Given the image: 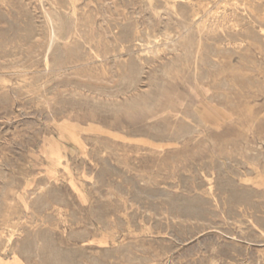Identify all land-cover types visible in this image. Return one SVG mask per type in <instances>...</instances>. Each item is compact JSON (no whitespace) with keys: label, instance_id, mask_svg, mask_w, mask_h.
Segmentation results:
<instances>
[{"label":"rangeland","instance_id":"1","mask_svg":"<svg viewBox=\"0 0 264 264\" xmlns=\"http://www.w3.org/2000/svg\"><path fill=\"white\" fill-rule=\"evenodd\" d=\"M263 5L0 0V264H264Z\"/></svg>","mask_w":264,"mask_h":264},{"label":"bare ground","instance_id":"2","mask_svg":"<svg viewBox=\"0 0 264 264\" xmlns=\"http://www.w3.org/2000/svg\"><path fill=\"white\" fill-rule=\"evenodd\" d=\"M215 1V0H214ZM224 1V0H223ZM230 1H232V0H230ZM238 1H240V0H238ZM157 2V1H156ZM196 2H198V1H196ZM195 2V3H196ZM234 2V1H233ZM158 3V2H157ZM160 3V2H159ZM194 3V2H193ZM204 3V2H203ZM213 3V2H212ZM247 3V2H246ZM246 3H242L241 5H243V4H246ZM252 3V2H251ZM257 3H258V1H257ZM176 4H177V2H176ZM175 4V5H176ZM188 4V3H187ZM221 4V3H220ZM225 4V3H224ZM229 4H230V2H229ZM233 4V3H232ZM236 4V3H235ZM259 4H260V2H259ZM154 5V4H153ZM179 5V4H178ZM195 5V4H194ZM248 5V4H247ZM254 5V4H253ZM155 6H157V5H155ZM198 6V5H197ZM196 6V7H197ZM214 6H215V4H214ZM236 6H238V4H236ZM252 6V5H251ZM256 6V5H255ZM254 6V7H255ZM264 6V5H263ZM160 7V6H159ZM200 7H202L201 5H200ZM199 7V8H200ZM213 7V6H212ZM217 7V6H216ZM220 7V6H219ZM218 7V8H219ZM242 7H245L244 5L242 6ZM261 7V6H260ZM179 8V7H178ZM205 8V7H204ZM246 8V7H245ZM257 9H258V6L256 7ZM177 9V8H176ZM188 9H190L189 7H188ZM203 9V8H202ZM201 9V10H202ZM254 9V8H253ZM260 10H261V8H259ZM263 9V8H262ZM227 10V9H226ZM191 11V10H190ZM224 11V10H223ZM231 11V10H230ZM249 11V10H248ZM187 12V11H186ZM222 12V11H221ZM235 12H237V11H235ZM191 13H192V11H191ZM208 13H210V12H208ZM215 13V12H214ZM228 13V12H227ZM248 13V12H247ZM187 14V13H186ZM185 14V15H186ZM212 14V13H211ZM216 14V13H215ZM222 14H223V12H222ZM231 14V13H230ZM238 14V13H237ZM243 14V13H242ZM254 14V13H253ZM72 15L73 16H76V14H75V9L74 8H72ZM148 15V14H147ZM194 15V14H193ZM250 15V14H249ZM199 16V15H198ZM206 16H207V13H206ZM216 16V15H215ZM218 16V15H217ZM232 16V15H231ZM234 16V15H233ZM235 16H236V14H235ZM239 16H240V13H239ZM244 16V15H243ZM263 16V15H262ZM47 17H48V21H49V23H50V28H49V34H48V37H49V39H50V41H56V40H62V39H69L70 38V35L71 34H73L71 31H69V32H67L66 31V29L64 28V21L61 19V17L60 16H58V15H54V16H52V15H47ZM174 17V16H173ZM182 17V16H181ZM191 17V16H190ZM197 17V16H196ZM210 17V16H209ZM223 17V16H222ZM227 17V16H226ZM258 17V16H257ZM208 18V17H207ZM206 18V19H207ZM244 18L245 17H243V20H244ZM247 18H249V17H247ZM260 18V17H259ZM189 19V18H188ZM195 19V18H194ZM224 19V18H223ZM226 19V18H225ZM224 19V20H225ZM257 19V18H256ZM151 20V19H150ZM179 20H181V19H179ZM183 20V19H182ZM203 20V19H202ZM209 20H210V18H209ZM220 21H221V19H219ZM246 20V19H245ZM248 20V19H247ZM246 20V21H247ZM261 20V19H260ZM187 21V20H186ZM245 21V22H246ZM251 21H252V18H251ZM250 21V22H251ZM264 21V20H263ZM262 21V22H263ZM78 22V21H77ZM189 22V21H188ZM191 22V21H190ZM190 22H189V24H190ZM202 22H205V21H202ZM207 22V21H206ZM216 22V21H215ZM218 22V21H217ZM255 22V21H254ZM260 22V21H259ZM162 23V22H161ZM248 23V22H247ZM256 23V22H255ZM258 23V22H257ZM150 24V23H149ZM152 24H154V23H152ZM185 24H187V22L185 23ZM203 24V23H202ZM214 24V23H213ZM223 24V23H222ZM222 24H219V25H222ZM228 24V23H227ZM181 25V24H180ZM198 25V24H197ZM199 25H201V24H199ZM230 25V24H229ZM241 25H242V23H241ZM243 25H244V23H243ZM252 25V24H251ZM257 25V24H256ZM263 25V24H262ZM261 25V26H262ZM155 26V25H154ZM165 26V25H164ZM188 26V25H187ZM217 26V25H216ZM228 26V25H227ZM247 26V25H246ZM142 27H144V26H142ZM150 27H152V26H150ZM181 27V26H180ZM204 27V26H203ZM222 28H223V26H221ZM229 27H231V26H229ZM260 27V26H259ZM148 28V27H147ZM165 28H167V27H165ZM173 28V27H172ZM195 28H196V26H195ZM201 28V27H200ZM200 28H199V31H201L200 30ZM207 28V27H206ZM212 28V27H211ZM233 28V27H232ZM245 28H247V27H245ZM251 28V27H250ZM264 28V27H263ZM78 29V28H77ZM197 29V28H196ZM218 29V28H217ZM248 29V28H247ZM247 29H245V31L244 32H246V30ZM139 30V29H138ZM154 30H155V28H154ZM193 30V29H192ZM212 30V29H211ZM219 30H221V28L219 29ZM234 30H235V28H234ZM243 30V29H242ZM249 30V29H248ZM151 31V30H150ZM205 31V30H204ZM236 31V30H235ZM103 32V31H102ZM163 32V31H162ZM188 32V31H187ZM190 32V31H189ZM195 32V31H194ZM196 32H197V30H196ZM243 32V33H244ZM251 32V31H250ZM140 33V32H139ZM205 33H207L206 31H205ZM247 33V32H246ZM253 33V32H252ZM102 34H104V33H102ZM142 34V33H141ZM148 34V33H147ZM150 34H151V32H150ZM185 34H187V33H185ZM184 34V35H185ZM194 34V33H193ZM198 34V33H197ZM209 34V33H208ZM226 34V33H225ZM234 34V33H233ZM241 34V33H240ZM152 35V34H151ZM159 35H160V32H159ZM164 35V34H163ZM192 35V34H191ZM199 35H200V33H199ZM203 35V34H202ZM202 35H201V37H202ZM72 36V35H71ZM78 36V35H77ZM158 36V35H157ZM207 36V35H206ZM209 36V35H208ZM237 36V35H236ZM249 36H251V35H249ZM75 37V36H74ZM138 37H140V36H138ZM143 37V36H142ZM145 37V36H144ZM153 37V36H152ZM165 37V36H164ZM197 37H199V36H197ZM247 37H248V35H247ZM264 37V36H263ZM97 38V37H96ZM100 38V37H99ZM219 38V37H218ZM241 38V37H240ZM244 38H245V36H244ZM252 38V37H251ZM253 38H257V37H253ZM102 39V38H101ZM136 39V38H135ZM190 39H192L191 37H190ZM204 39V38H203ZM230 39V38H229ZM98 40V39H97ZM140 40V39H139ZM145 40V39H144ZM150 40H152L151 38H150ZM154 40V39H153ZM160 40V39H159ZM195 40V39H194ZM222 40V39H221ZM227 40H228V38H227ZM254 40V39H253ZM252 40V41H253ZM257 40H258V38H257ZM256 40V41H257ZM259 40H260V38H259ZM99 41V40H98ZM97 41V42H98ZM156 41V40H155ZM188 41V40H187ZM197 41V40H196ZM245 41V40H244ZM251 41V40H250ZM137 42V41H136ZM148 42V41H147ZM194 42V41H193ZM198 43H199V40L197 41ZM258 42V41H257ZM185 43V42H184ZM202 43V42H201ZM201 43H199V45L201 44ZM248 43H249V41H248ZM190 44V43H189ZM260 44V43H259ZM105 45H107L108 46V44H105ZM117 45V44H116ZM141 45H143V44H141ZM191 45V44H190ZM193 45H194V43H193ZM192 45V46H193ZM254 45V44H253ZM157 46H159V45H157ZM197 46V45H196ZM201 46V45H200ZM255 46V45H254ZM96 47H99V46H96ZM186 47V46H185ZM184 47V48H185ZM198 47V46H197ZM236 47V46H235ZM57 48V47H56ZM154 48V47H153ZM188 48H189V45H188ZM192 48V47H191ZM108 49V48H107ZM114 49V48H113ZM175 49V48H174ZM194 48H192V50H193ZM202 49H204L203 47H202ZM109 50V49H108ZM124 50V49H123ZM144 50V49H143ZM142 50V51H143ZM155 50V49H154ZM163 50H164V48H163ZM181 50V49H180ZM184 50V49H183ZM189 50V49H188ZM195 50V49H194ZM193 50V51H194ZM220 50V49H219ZM223 50V49H222ZM115 51V50H114ZM121 51V50H120ZM162 51V50H161ZM175 51V50H174ZM105 52H106V50H105ZM163 52V51H162ZM185 52H187V50L185 49ZM220 52V51H219ZM164 53V52H163ZM194 53V52H193ZM192 53V54H193ZM227 53V52H226ZM108 54V53H107ZM161 54V53H160ZM191 54V55H192ZM195 54V53H194ZM212 54V53H211ZM103 55V54H102ZM195 55H197V54H195ZM101 56V55H100ZM104 56V55H103ZM151 56H152V54H151ZM157 56V55H156ZM159 56V55H158ZM178 56V55H177ZM181 56V55H180ZM188 56H189V54H188ZM199 56V55H198ZM218 56V55H217ZM216 56V57H217ZM105 57V56H104ZM187 58V57H186ZM200 58V57H199ZM231 58V57H230ZM98 59V58H97ZM156 59V58H155ZM183 59V58H182ZM192 59V58H191ZM193 59H195V58H193ZM177 61V60H176ZM184 61V60H183ZM189 61V60H188ZM195 61H197V60H195ZM195 61H194V63H195ZM101 62V61H100ZM199 62V61H198ZM46 63H48V61H46ZM176 64V63H175ZM177 64H179V63H177ZM189 64V63H188ZM195 65H196V63H195ZM200 65V64H199ZM203 65V64H202ZM205 65V64H204ZM192 66V65H191ZM193 67V66H192ZM227 67V66H226ZM180 68V67H179ZM195 68H196V66H195ZM171 69V68H170ZM185 69V68H184ZM193 69H194V67H193ZM195 71H196V69H194ZM239 70V69H238ZM186 72H187V70H186ZM190 72V71H189ZM198 72V71H197ZM228 72V71H227ZM104 73V72H103ZM173 73V72H172ZM182 73V72H181ZM235 73H236V71H235ZM185 74V73H184ZM187 74V73H186ZM195 74V73H194ZM221 74V73H220ZM222 74H224V73H222ZM173 75V74H172ZM188 75V74H187ZM232 75V74H231ZM105 76V75H104ZM103 76V77H104ZM193 76V75H192ZM200 76V75H199ZM202 76V75H201ZM213 76V75H212ZM100 77V76H99ZM102 77V76H101ZM164 77V76H163ZM182 77H183V75H182ZM188 77V76H187ZM196 78H198V77H196ZM201 78V77H200ZM212 78V77H211ZM220 78V77H219ZM189 79H191V78H189ZM188 79V80H189ZM193 79H194V76H193ZM205 79V78H204ZM204 79H202V80H204ZM208 79V78H207ZM213 79V78H212ZM231 79V78H230ZM176 80V79H175ZM202 80H200V81H202ZM210 80V79H209ZM223 80L224 81H226L224 78H223ZM180 81V80H179ZM182 81H184V79H182ZM185 81H186V78H185ZM192 81V80H191ZM178 82V81H177ZM193 82V81H192ZM206 82V81H205ZM208 82V81H207ZM165 83V82H164ZM167 83V82H166ZM180 83H181V81H180ZM185 83V82H184ZM188 84H189V81L187 82ZM194 83V82H193ZM202 83H203V81H202ZM210 83V82H209ZM208 83V84H209ZM213 83V82H212ZM211 83V84H212ZM249 83V82H248ZM191 84V83H190ZM189 84V85H190ZM201 84V83H200ZM207 84V85H208ZM220 84H221V82H220ZM229 84V83H228ZM252 85H253V83H251ZM250 84V85H251ZM177 85V84H176ZM181 85V84H180ZM183 85V84H182ZM210 85V84H209ZM218 85H219V83H218ZM223 85H224V83H223ZM225 85H226V83H225ZM239 85V84H238ZM173 86V85H172ZM178 86V85H177ZM200 86V85H199ZM229 86H230V84H229ZM234 86V85H233ZM232 86V87H233ZM240 86V85H239ZM168 87V86H167ZM181 87V86H180ZM192 87V86H191ZM194 87V86H193ZM203 87V86H202ZM231 87V88H232ZM162 88V87H161ZM164 88V87H163ZM169 88H170V86H169ZM175 88V87H174ZM173 88V89H174ZM182 88V87H181ZM206 88H208V87H206ZM210 88H211V86H210ZM222 88V87H221ZM227 88V86L225 87V89ZM229 88V87H228ZM172 89V90H173ZM190 89V88H189ZM176 90H178V89H176ZM193 90V89H192ZM206 90V89H205ZM204 90V91H205ZM231 90V89H230ZM234 90V89H233ZM235 90H236V88H235ZM175 92H178V91H175ZM195 92V91H194ZM206 92V91H205ZM209 92V91H208ZM171 93V92H170ZM179 93H180V91H179ZM217 93V92H216ZM221 93V92H220ZM223 93V92H222ZM221 93V94H222ZM160 95H162V94H160ZM215 93H214V97H215ZM224 96H225V94H223ZM166 96H167V94H166ZM213 96V95H212ZM211 96V97H212ZM220 96V94L218 95V97ZM231 96V95H230ZM162 97V96H161ZM168 98H169V96H167ZM166 97V98H167ZM210 97V98H211ZM216 97H217V95H216ZM227 97V96H226ZM251 97V96H250ZM165 98V99H166ZM172 98V97H171ZM181 98V97H180ZM179 98V99H180ZM209 98V97H208ZM221 98H222V96H221ZM220 98V99H221ZM175 99V98H174ZM205 99V98H204ZM214 99V98H213ZM142 100V99H141ZM211 100V99H210ZM222 100V99H221ZM225 100V99H224ZM240 100V99H239ZM165 101V100H164ZM196 101H197V99H196ZM205 101V100H204ZM217 101V100H216ZM175 102V101H174ZM145 103V102H144ZM162 103V102H161ZM166 103V102H165ZM171 104V103H170ZM213 104V103H212ZM230 104V103H229ZM228 104V105H229ZM165 105V104H164ZM167 105V104H166ZM168 106V105H167ZM162 107V106H161ZM167 108V107H166ZM169 108V107H168ZM172 108V107H171ZM219 108V107H218ZM144 109V108H143ZM165 109V108H164ZM197 109V108H196ZM216 109V108H215ZM160 111H162V110H160ZM198 111V110H197ZM159 112V111H158ZM139 113H141V112H139ZM158 114H160V113H158ZM140 115V114H139ZM138 115V116H139ZM228 115V114H227ZM200 116V115H199ZM205 118V117H204ZM209 120V119H208ZM218 121V120H217ZM64 123H66V122H64ZM218 123H219V121H218ZM218 123H216L217 125H218ZM72 125V124H71ZM75 126V125H74ZM73 126V127H74ZM216 126V125H215ZM62 127H64V126H62ZM76 129H77V126H76ZM69 131V130H68ZM73 134V133H72ZM110 134V133H109ZM71 135V134H70ZM73 138V137H72ZM74 141V140H73ZM78 142V141H77ZM78 144V143H77ZM54 145V144H53ZM159 145V144H158ZM80 146V145H79ZM56 149H57V147H56ZM56 151V150H55ZM55 153V152H54ZM54 162V161H53ZM11 264H22L21 263V259H20V257H19V255L17 254V253H12V263Z\"/></svg>","mask_w":264,"mask_h":264}]
</instances>
